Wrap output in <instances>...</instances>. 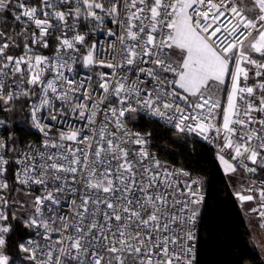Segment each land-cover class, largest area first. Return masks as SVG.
Instances as JSON below:
<instances>
[{
    "label": "snow or ice",
    "instance_id": "obj_1",
    "mask_svg": "<svg viewBox=\"0 0 264 264\" xmlns=\"http://www.w3.org/2000/svg\"><path fill=\"white\" fill-rule=\"evenodd\" d=\"M22 97L42 138L0 137V264H195L201 181L130 124L264 172V0H0V111ZM258 182L235 195L264 228Z\"/></svg>",
    "mask_w": 264,
    "mask_h": 264
},
{
    "label": "trees",
    "instance_id": "obj_2",
    "mask_svg": "<svg viewBox=\"0 0 264 264\" xmlns=\"http://www.w3.org/2000/svg\"><path fill=\"white\" fill-rule=\"evenodd\" d=\"M34 98L26 103V98L22 97L10 111H0V116L9 121L5 136L20 141L16 145L18 149L38 135L30 120L25 119L27 106ZM21 127L26 130L19 131ZM135 127L152 133L161 159L204 176L207 195L199 206L197 264H264L262 252L251 243L252 233L245 210L213 150L201 140L177 133L163 122L146 121ZM14 194L16 192L12 197Z\"/></svg>",
    "mask_w": 264,
    "mask_h": 264
},
{
    "label": "built area",
    "instance_id": "obj_3",
    "mask_svg": "<svg viewBox=\"0 0 264 264\" xmlns=\"http://www.w3.org/2000/svg\"><path fill=\"white\" fill-rule=\"evenodd\" d=\"M109 27H114L113 25L109 24L108 25ZM102 38V34L101 33H96L93 35V39H101ZM45 52L47 53V50H45ZM104 71H108L107 69H104ZM228 85H226L225 87H227ZM215 99H218L220 101V104H221V108H223L225 105H226V102H227V93L226 91H221L220 88L218 90V93L216 95H213ZM36 98H34L31 102L33 103L35 101ZM219 112V109L217 110ZM221 117L218 116L217 117V120L214 121L215 123H220L221 122ZM0 120H4L6 122V126L5 127H0V137H4L6 138L5 136V133H6V129L7 127L9 126V121L7 118L3 117V116H0ZM162 122V121H161ZM130 127H133V130L135 131H142V132H145V133H151L149 131H144V130H141L133 125L130 124ZM37 131V138L36 139H32L30 140L29 142H27L24 146H22L20 149H23L25 148L29 143L33 144V145H38L40 143V140L42 138V134L39 133L38 130ZM152 134V133H151ZM181 134V133H180ZM184 135H189L191 137H194V138H197L199 140H201L203 143H205L206 145H208L214 152L215 156L218 158V151H219V147H220V140L219 138H216L215 137V133L212 132V133H209V139L208 140H205L202 136H197L195 134H184ZM213 139H215V142H212ZM149 150L151 152H153L156 156L157 159H159L163 164H165L166 166H168L169 168H175V169H183L185 171H188L193 177L195 178H198L200 181H201V187H200V191L203 193V201L205 200L206 198V195H207V191H206V188L204 186V176L201 175V174H193L192 170L188 167H185L181 164H177V163H171V162H168V161H165L163 159H161L158 155V152H157V149L155 148L154 146V141H153V135H151L150 139H149ZM227 158V157H226ZM249 166H252V165H249ZM233 176L235 177V179L237 180V183H238V187H239V191L242 190V188H247L249 186L252 185V182L253 180H257V184H256V187H259V180H264V172H262L261 170H257V173L255 176H251V174H248L246 172H244V170L242 168H238L237 169V172L236 173H233ZM181 180L184 179V177H180ZM18 188H22L24 186L22 185H17ZM18 192H16L15 195H17ZM39 194V193H37ZM13 196V197H14ZM251 203V207L254 208V207H258V202H250ZM255 214V218H256V222L257 224L260 226V223H261V220L260 218L258 217V214L253 212ZM199 224H200V221H199V214L196 218V224H195V235H196V239L193 241L194 245H195V264H197V250H198V241H199Z\"/></svg>",
    "mask_w": 264,
    "mask_h": 264
},
{
    "label": "rangeland",
    "instance_id": "obj_4",
    "mask_svg": "<svg viewBox=\"0 0 264 264\" xmlns=\"http://www.w3.org/2000/svg\"><path fill=\"white\" fill-rule=\"evenodd\" d=\"M228 176V179L231 183V185L233 186V188L235 189V191L237 190L236 189V186H235V181H234V177L232 174L230 175H227ZM34 194H37V193H34ZM20 194L17 193V195H15L13 197V199H16ZM25 200H29L30 202V198L25 196L24 197ZM244 210H245V214H246V217H247V221H248V224H249V227H250V231L252 233V239H251V243L252 245L261 250V252L264 254V228H261L257 222H256V218L254 216V213L251 211L249 212L248 211V208L243 206Z\"/></svg>",
    "mask_w": 264,
    "mask_h": 264
},
{
    "label": "crops",
    "instance_id": "obj_5",
    "mask_svg": "<svg viewBox=\"0 0 264 264\" xmlns=\"http://www.w3.org/2000/svg\"><path fill=\"white\" fill-rule=\"evenodd\" d=\"M219 86H217V87H215L213 90H212V92L210 93V94H212V95H216L217 93H218V90H219ZM233 175V174H232ZM234 177V176H233ZM234 181H235V186H236V191L235 192H240L239 191V187H238V183H237V180L235 179V177H234ZM235 190V189H234ZM241 203V202H240ZM242 204V203H241ZM242 206H245V207H247L248 208V211L249 212H251V209H252V207H251V203L250 202H245V203H243L242 204ZM254 216H255V214H254ZM261 251V250H260ZM263 254V253H262ZM263 256H264V254H263Z\"/></svg>",
    "mask_w": 264,
    "mask_h": 264
}]
</instances>
